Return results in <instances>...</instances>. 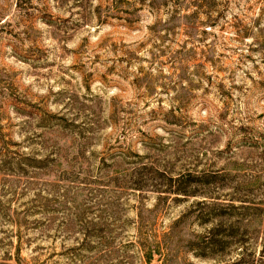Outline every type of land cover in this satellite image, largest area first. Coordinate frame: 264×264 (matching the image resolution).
<instances>
[{
	"label": "rangeland",
	"instance_id": "1",
	"mask_svg": "<svg viewBox=\"0 0 264 264\" xmlns=\"http://www.w3.org/2000/svg\"><path fill=\"white\" fill-rule=\"evenodd\" d=\"M0 264H264V0H0Z\"/></svg>",
	"mask_w": 264,
	"mask_h": 264
}]
</instances>
